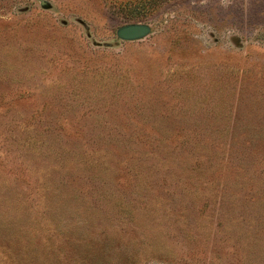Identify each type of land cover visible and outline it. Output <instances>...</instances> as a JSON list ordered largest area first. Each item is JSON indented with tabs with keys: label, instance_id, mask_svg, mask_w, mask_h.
<instances>
[{
	"label": "rangeland",
	"instance_id": "rangeland-1",
	"mask_svg": "<svg viewBox=\"0 0 264 264\" xmlns=\"http://www.w3.org/2000/svg\"><path fill=\"white\" fill-rule=\"evenodd\" d=\"M0 264H264V0H0Z\"/></svg>",
	"mask_w": 264,
	"mask_h": 264
},
{
	"label": "water",
	"instance_id": "water-1",
	"mask_svg": "<svg viewBox=\"0 0 264 264\" xmlns=\"http://www.w3.org/2000/svg\"><path fill=\"white\" fill-rule=\"evenodd\" d=\"M151 32L147 23H128L120 26L116 30V35L122 40H138L147 36Z\"/></svg>",
	"mask_w": 264,
	"mask_h": 264
}]
</instances>
